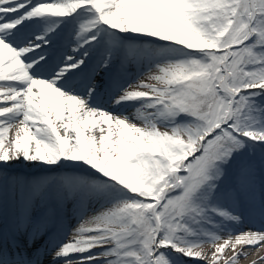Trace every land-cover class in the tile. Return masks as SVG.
I'll return each instance as SVG.
<instances>
[{
  "label": "snow or ice",
  "instance_id": "snow-or-ice-1",
  "mask_svg": "<svg viewBox=\"0 0 264 264\" xmlns=\"http://www.w3.org/2000/svg\"><path fill=\"white\" fill-rule=\"evenodd\" d=\"M206 245L264 247V0H0V264Z\"/></svg>",
  "mask_w": 264,
  "mask_h": 264
},
{
  "label": "bare ground",
  "instance_id": "bare-ground-1",
  "mask_svg": "<svg viewBox=\"0 0 264 264\" xmlns=\"http://www.w3.org/2000/svg\"><path fill=\"white\" fill-rule=\"evenodd\" d=\"M10 171L13 175L26 176V175H38L41 173L42 170L29 163H20ZM249 229L251 230L261 229L260 222L259 221L249 222L248 220H245V222L239 227L238 231H248ZM241 247L243 248V251L248 253V255L246 257L241 256L239 258L238 264L243 260H249V262L246 264H253V262H256V264H264V259H262V257H264V247H261L257 251L256 248L240 246L237 248V251H240ZM200 264H204V263H200Z\"/></svg>",
  "mask_w": 264,
  "mask_h": 264
},
{
  "label": "rangeland",
  "instance_id": "rangeland-1",
  "mask_svg": "<svg viewBox=\"0 0 264 264\" xmlns=\"http://www.w3.org/2000/svg\"><path fill=\"white\" fill-rule=\"evenodd\" d=\"M15 131H16V129L13 128V129L11 130L10 135H14ZM62 134H63V133H62ZM205 251H206V253H208V261H199L198 264H200V263L210 264L211 253H212V251H213L211 245H206V246H205ZM224 255H225V257H231V256L233 255V253H232V251L229 249V250H226V252H225ZM248 262H249V260H243V261H241L240 263H241V264H246V263H248ZM240 263H239V264H240ZM189 264H191V261L189 262ZM221 264H223V261H221Z\"/></svg>",
  "mask_w": 264,
  "mask_h": 264
}]
</instances>
